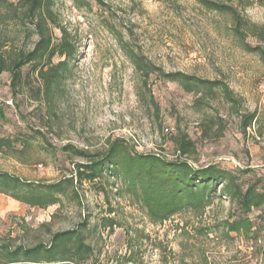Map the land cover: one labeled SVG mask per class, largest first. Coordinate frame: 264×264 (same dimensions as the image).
Returning a JSON list of instances; mask_svg holds the SVG:
<instances>
[{
	"label": "rangeland",
	"instance_id": "obj_1",
	"mask_svg": "<svg viewBox=\"0 0 264 264\" xmlns=\"http://www.w3.org/2000/svg\"><path fill=\"white\" fill-rule=\"evenodd\" d=\"M217 1L237 9L248 26L237 32L232 16L195 0H86L90 7L81 9L56 1L57 22L77 55L49 93L32 64L15 88L9 72L0 76V139L13 141L0 148V174L32 183L13 192L21 196L57 183L63 192L46 208L0 193V264L6 249H54L55 236L66 232L73 238L57 255L72 258L69 264H264V205L245 214L218 187L204 210L154 223L108 167L94 180L76 174L102 161L119 139L131 151L174 161L175 140L186 135L196 148L185 158L192 166L218 165L245 189L264 191V0ZM32 33L29 24L0 22V54L31 50L38 39ZM125 48L158 70L144 77ZM159 71L223 82L237 102L219 90L187 92ZM246 219L250 231L228 230ZM78 238L87 247L80 254Z\"/></svg>",
	"mask_w": 264,
	"mask_h": 264
},
{
	"label": "trees",
	"instance_id": "obj_2",
	"mask_svg": "<svg viewBox=\"0 0 264 264\" xmlns=\"http://www.w3.org/2000/svg\"><path fill=\"white\" fill-rule=\"evenodd\" d=\"M57 0H19L17 4L9 0H0V22L12 21L16 24L30 25L32 34L37 36V41L31 50L21 51L9 59L0 54V76L9 72L12 76V85L15 88L22 80V68L32 64L33 71H37L43 82L45 90L49 93L53 86L58 84L64 73L69 69V63L76 58L77 48L71 33L57 22L53 6ZM78 9L90 7L86 0H73ZM98 4H104L103 0H96ZM204 9L220 14L230 15L236 22L237 32L248 26L232 6H228L217 0H195ZM54 29L60 32L57 38ZM2 46V44H1ZM4 46V45H3ZM137 72L149 77L156 67L148 63L144 57L134 51L125 48ZM61 60L54 64L53 58ZM160 78L179 83L187 92H199L201 89L209 93L219 90L230 102L236 103L232 91L223 82L202 80L184 73H164L159 71ZM255 115L244 117L245 127H250ZM8 146L12 148L13 141L0 139V148ZM178 159L167 160L157 154H143L131 151L122 140H116L104 153L102 161L90 162L78 166L76 174L89 180L102 176V171L108 167L122 181L128 192L147 209L154 223H164L174 215L186 209L204 210L211 199L221 187V194L230 201L236 203L245 214L252 210H259L264 205V191H258L249 186L246 189L233 173L209 164L202 167H194L185 158L196 153L194 142L186 135H180L175 140ZM81 156H86L81 153ZM87 169L89 174L84 176L82 169ZM63 183L49 185L43 194L27 193L25 196L13 193L14 191L28 190L33 185L13 175L0 174V193L5 194L16 201L30 206L46 208L58 202L55 197L63 192ZM251 221H237L228 226L231 232L239 233L251 230ZM73 232H66L55 236L56 246L47 249L38 245L31 249L18 248L14 251L6 249V261L1 264H55L64 262L69 264L72 258L61 253V244L73 238ZM86 245L80 238L77 239L76 252L82 253Z\"/></svg>",
	"mask_w": 264,
	"mask_h": 264
}]
</instances>
